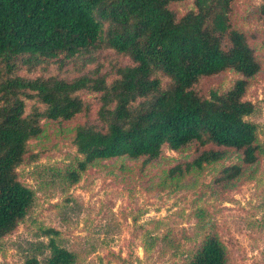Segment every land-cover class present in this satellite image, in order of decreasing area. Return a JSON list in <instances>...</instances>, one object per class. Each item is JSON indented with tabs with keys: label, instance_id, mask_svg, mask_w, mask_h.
Here are the masks:
<instances>
[{
	"label": "trees",
	"instance_id": "trees-1",
	"mask_svg": "<svg viewBox=\"0 0 264 264\" xmlns=\"http://www.w3.org/2000/svg\"><path fill=\"white\" fill-rule=\"evenodd\" d=\"M185 1L192 8L179 17L170 6ZM234 1L0 0V240L33 202L17 174L28 142L41 134L42 120L67 122L86 112L78 96L83 91L98 94L100 106L95 124L75 128L78 159L66 172L73 184L100 161L126 158L146 166L165 148L198 151L167 171L170 181L224 160L229 150L240 162L224 167L219 181H233L257 162V126L247 120L255 106L245 95L260 66L233 25ZM105 51L130 61L115 69L111 81L98 73L71 80L16 75L21 67L31 72L50 62L62 67L83 59L86 66ZM225 71L238 76L226 91L199 93L201 80ZM27 100L43 109L26 114ZM47 249L44 264H73V253L53 241ZM185 261L226 264V250L217 235L203 230ZM23 264L40 262L31 256Z\"/></svg>",
	"mask_w": 264,
	"mask_h": 264
},
{
	"label": "rangeland",
	"instance_id": "rangeland-1",
	"mask_svg": "<svg viewBox=\"0 0 264 264\" xmlns=\"http://www.w3.org/2000/svg\"><path fill=\"white\" fill-rule=\"evenodd\" d=\"M263 5V0H235L232 9L233 25L245 34L260 66L245 95L255 106L247 118L257 126L261 152L255 164L233 181H219L224 167L240 162V155L229 150L224 160L170 181L165 178L167 171L191 161L198 151L165 148L158 161L146 166L126 158L100 161L73 184L66 172L78 159L75 128L95 124L100 106L98 94L80 92L86 112L67 122L42 120L41 134L27 144L17 174L32 191L33 202L16 229L0 240V264H23L31 256L44 264L50 241L73 253V264H181L203 230L218 236L226 250V264H264ZM170 7L180 17L192 3ZM82 63L78 59L61 67L50 62L31 72L21 67L16 75L71 80L98 73L111 81L115 69L130 61L105 51L97 54L94 63ZM237 77L225 71L201 80L197 90L203 96L211 90L224 92ZM34 109L43 106L25 101L26 114Z\"/></svg>",
	"mask_w": 264,
	"mask_h": 264
}]
</instances>
